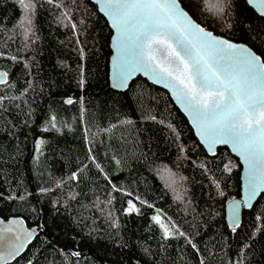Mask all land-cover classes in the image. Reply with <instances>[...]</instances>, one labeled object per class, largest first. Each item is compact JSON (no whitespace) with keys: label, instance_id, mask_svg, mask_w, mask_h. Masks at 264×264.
I'll return each mask as SVG.
<instances>
[{"label":"trees","instance_id":"trees-1","mask_svg":"<svg viewBox=\"0 0 264 264\" xmlns=\"http://www.w3.org/2000/svg\"><path fill=\"white\" fill-rule=\"evenodd\" d=\"M35 3V35L25 41L17 0H0V50L18 57L0 58L15 85L0 86V216L39 227L6 264H264V194L235 233L226 219L227 202L241 192L239 158L227 146L210 155L165 88L142 76L124 90L111 86L112 29L92 0H63L73 20L83 21L80 43L60 22L62 9ZM235 4L240 21L261 23L250 5ZM198 22L232 38L207 13ZM135 196L147 203L128 215ZM155 209L198 244L199 256L183 237L163 238L151 219Z\"/></svg>","mask_w":264,"mask_h":264},{"label":"snow or ice","instance_id":"snow-or-ice-1","mask_svg":"<svg viewBox=\"0 0 264 264\" xmlns=\"http://www.w3.org/2000/svg\"><path fill=\"white\" fill-rule=\"evenodd\" d=\"M17 3L22 12L17 27L23 29L24 40L28 41L35 35L32 26L36 3L35 0H17ZM47 3L62 9L63 19H58L61 23L67 20L65 26L71 28L80 43L78 24L83 21L73 20L63 0H47ZM98 3L100 11L115 29L113 87H126L137 73L150 76L155 83L171 90L192 118L201 142L208 146L212 155L216 154L217 145H231L247 165L245 198L232 202L231 230L235 233L241 226V206L251 209L256 197L264 194V0H236L235 4L237 9L242 4L251 5L258 13L259 24L240 21L238 14L231 11L233 0H98ZM202 13L216 18L226 31H232V38L226 34L217 35L198 22ZM235 28L241 30L239 37ZM80 51L83 57L82 45ZM0 58L18 60L16 55L7 57L3 50H0ZM9 75L7 71H0V86H15L10 83ZM4 100L5 97L0 95V105ZM66 103L73 104L74 101L69 98ZM54 121L55 117L52 127L56 126ZM38 144L43 145L44 141L40 140ZM90 159L103 173L96 158ZM224 169L232 171L228 164ZM78 178L75 172L70 177L72 180ZM105 179L111 183L107 174ZM111 187L113 191H120L115 184ZM127 195L131 197L132 193ZM176 198L183 199L181 196ZM146 203L135 196L127 201L124 211L128 215L139 214L138 204ZM148 207L155 206L149 204ZM151 219L159 226L165 240L183 237L199 256L198 244L160 209H155ZM32 239V232L17 234L7 245V257L0 254V260L20 256ZM199 264H204L203 258ZM230 264H243V260Z\"/></svg>","mask_w":264,"mask_h":264},{"label":"water","instance_id":"water-1","mask_svg":"<svg viewBox=\"0 0 264 264\" xmlns=\"http://www.w3.org/2000/svg\"><path fill=\"white\" fill-rule=\"evenodd\" d=\"M92 1L97 5L98 9L100 10V3H98V0H92ZM100 12L103 13L102 11H100ZM104 16L107 18V20H108V22L110 24V27H111V21L108 19V17L105 14H104ZM111 29H112V35H111V39H110V46H111L112 52H111L110 61H109V79H110V84L113 87V84H114L113 59L116 56V49L114 47L115 29H113L112 27H111ZM217 35H220V34H217ZM0 71H3V70H0ZM138 76H142V77L146 78L147 80H149L150 82H152V83H154V84H156V85H158L160 87H163V88H165L166 90L169 91V93L172 96L174 102L179 107V109L184 113V115L187 117L190 125L192 126V128L194 130L195 135L200 140L199 133H198L195 125L192 123V118L184 111V109L181 107V105L176 101V98L172 95L171 90L166 88L163 84L155 83V81L153 79H151L150 76H145L143 73H137L128 81L126 87H124V88L113 87V88L118 89V90H124V89L128 88V86L130 85L131 81L133 79H135L136 77H138ZM200 142H201V140H200ZM202 145L205 147L207 152L210 155H212V153L209 152V150H208V146L206 144H204V143H202ZM220 146H227L231 150V152L233 154H235L239 158V160L241 162V176H240V179H241V192H240V195L235 197V198H233V199H230L227 202V204H226V219H227L228 224L231 226L232 225V202H233V200L242 201V200H244L245 195H246V192H245V181H246V176H247V165L244 163L242 157H240L236 152H234L232 150L231 145H224V144L217 145L216 148H215V153L218 152V148ZM259 197L260 196L256 197V199L253 201V205L255 204V202L257 201V199ZM245 209H249V208L244 207L243 205L240 208V213H239L240 214V221L242 219L243 212H244ZM14 221L16 223H13ZM9 228L12 229L11 232L6 231V229H9ZM27 232H32V234H33L32 241H33L34 238L36 237V235L39 233V227L38 226H29L27 224V222L25 221V219L22 216H20V215L11 216V217H8V218H4V217L0 216V254H3L5 257H7V251H8L7 245L11 241V239L13 237H15L17 234H22V233H27ZM28 245H27V247H28ZM26 248L24 249V251L26 250ZM17 257H19V256H17ZM15 259H12V258L2 259V260H0V264H6V263L11 262V261H13Z\"/></svg>","mask_w":264,"mask_h":264}]
</instances>
